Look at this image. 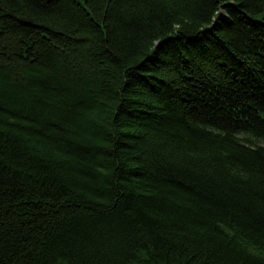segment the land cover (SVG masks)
<instances>
[{
	"label": "trees",
	"instance_id": "obj_1",
	"mask_svg": "<svg viewBox=\"0 0 264 264\" xmlns=\"http://www.w3.org/2000/svg\"><path fill=\"white\" fill-rule=\"evenodd\" d=\"M0 264H264V0H0Z\"/></svg>",
	"mask_w": 264,
	"mask_h": 264
}]
</instances>
